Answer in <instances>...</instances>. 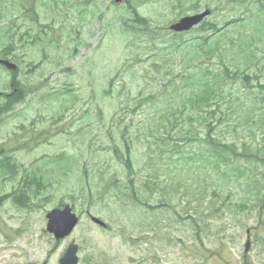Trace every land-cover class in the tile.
<instances>
[{
	"label": "rangeland",
	"instance_id": "374dc122",
	"mask_svg": "<svg viewBox=\"0 0 264 264\" xmlns=\"http://www.w3.org/2000/svg\"><path fill=\"white\" fill-rule=\"evenodd\" d=\"M220 1L0 0V53L12 49L9 57L29 95L0 118V157L16 148L17 135L32 130L36 145L28 158L17 152L16 162L38 158L43 177L28 207L2 201L0 264H60L72 242L80 246L79 264H264V161H244L242 176L229 181L202 169L198 158L191 161L193 151L205 147L182 139L191 128L205 131V113L189 109L190 89L179 88L182 80L188 85L194 76H220L225 94L211 109L226 122L217 135L247 143L264 157L258 87L264 84V25L251 4ZM208 5L219 7L208 22L223 27L217 38L224 64L232 75L249 74L250 83L226 77L217 55L196 59V48L178 44L197 38L201 28L183 37L168 29ZM134 11L150 21L151 30L134 29ZM237 45L243 56L255 54L250 62L230 60ZM11 79L0 65V93L14 94ZM139 96L156 100L137 105ZM124 129L138 200L118 187L130 184L115 155L116 148L124 149ZM159 144L165 146L162 157ZM175 144L182 157L170 154ZM15 186L0 172L1 196ZM62 201L75 202V212L84 214L75 232L56 245L46 215ZM89 212L111 227L95 224ZM248 230L252 247L245 252Z\"/></svg>",
	"mask_w": 264,
	"mask_h": 264
},
{
	"label": "trees",
	"instance_id": "16d2710c",
	"mask_svg": "<svg viewBox=\"0 0 264 264\" xmlns=\"http://www.w3.org/2000/svg\"><path fill=\"white\" fill-rule=\"evenodd\" d=\"M243 3H249L252 7H256L257 9L264 12V6L263 4H259L257 0H243ZM243 14H247L246 9L243 7ZM134 20L137 24V26L134 27V29L137 32H141L143 27L146 29L151 30V23L149 20L143 18L137 11H134ZM212 24V23H207ZM207 28V29H205ZM154 31V30H152ZM202 34L198 36L196 39L188 42H178L180 46L189 45V47L196 48L198 51L194 50L195 52V58L196 59H204L206 61L213 59L216 55L220 62L225 66V76L226 77H232L236 79L237 81H241L243 83V79L250 83V75L235 72L233 75L230 73L229 68L224 64L223 56L220 54L221 50L219 49L220 45V38H215L214 36L217 35L219 32L218 25H207L203 26ZM159 33V30H158ZM179 37H183L182 35H177ZM186 43V44H185ZM236 49L231 52L230 54V60H248L249 62L252 60V58L255 56L253 52L246 54L245 49L241 48L240 46H235ZM12 50V49H11ZM11 50H4L2 53H0V59H7L8 55H10ZM192 79L195 80V83H191L188 85H185V80H182V86L180 85L179 88L181 89H190L189 92V109H192V111L202 112L205 113L202 117V123L205 126V131L202 133H198L194 128H191V130L185 132L183 135V141L188 142V140L195 139V143L203 145L205 148H203L200 151H193L194 156L190 158L191 161H195L196 158L202 161L201 168L211 169L216 171L217 174H222L224 178H229L230 180L237 179L239 175L242 176L243 174V162L248 161L250 162V159H256L258 161H264V158L261 157L260 154H257L256 152L252 151L247 143L240 144L237 141L228 142L223 139H221L217 134V130L222 126L226 120L224 114L221 112L220 116H217L216 110L211 109L212 103L216 99H222L225 94L224 90V84L225 79L223 77L218 76L217 78H209L205 75H199L194 76ZM13 82V80H12ZM15 82V79H14ZM22 85H14V89L17 88V92H14L12 95L15 96L14 100L11 96H9L5 103L0 104V107L2 106H12L16 105L17 102L19 104L23 103L26 96L28 95V91L20 82ZM177 84L175 83L174 89L177 88ZM259 88L264 89V84L259 81L258 84ZM141 96L136 99L138 101ZM264 97V96H263ZM10 98V99H9ZM156 97L150 96L148 98H141L137 105H140L143 101H153L155 102ZM207 108V110H204V108ZM8 110H0V118L1 116L5 115ZM57 121V120H56ZM60 121V120H58ZM46 141L47 136L42 135ZM121 141L124 144V149L116 148L115 155L119 162L122 163V166L124 169L127 170V175L130 178V184L124 187L121 183L118 187H121L125 190L130 191V195L128 196L130 199H136L138 200V192L134 190V174H135V166L134 161L132 159L131 155V144L128 141V138L126 136L125 129L122 132L121 135ZM132 143V142H131ZM133 144V143H132ZM158 152L161 154V157L164 155V145H158ZM170 154H184L182 151V147H179V145L175 144L172 146V150L170 151ZM153 156H150V162L152 161ZM9 168L10 174H7L10 178L15 179V174H13V170L15 169L14 166H9V163L0 162V168L4 169ZM63 170L66 171V166H63ZM39 184H42V175H40ZM117 182L118 180L115 179ZM158 181V175H154L153 182ZM146 188L149 187L148 184H145ZM28 193H23L21 197H16V201L19 205L26 208V202L27 201V195ZM85 194V192H84ZM202 196V194H201ZM24 200H20V199ZM203 198V197H202ZM64 203V201H62ZM264 210V204H262V211ZM262 225L264 226V219L261 220Z\"/></svg>",
	"mask_w": 264,
	"mask_h": 264
},
{
	"label": "water",
	"instance_id": "95a60500",
	"mask_svg": "<svg viewBox=\"0 0 264 264\" xmlns=\"http://www.w3.org/2000/svg\"><path fill=\"white\" fill-rule=\"evenodd\" d=\"M124 0H117V3H120ZM210 14L209 11H206L202 14L193 15V16H187L182 18L179 22L173 24L170 29L175 32H184L189 31L192 28H194L196 25H198L205 17H207ZM0 63H3L8 68L15 70L16 65L13 63H10L9 61H0ZM48 231L50 233H53L56 240L60 241L69 235L74 231L76 226L79 223L78 216L72 212V209L70 206H66L64 210L58 208L52 210L48 215ZM93 221L100 226L107 227L106 223L102 220L93 217ZM251 248V241L249 240L246 244V252L249 251ZM78 250L79 246L75 243H72L69 245L65 255L61 258L60 264H78L79 258H78Z\"/></svg>",
	"mask_w": 264,
	"mask_h": 264
},
{
	"label": "flooded vegetation",
	"instance_id": "af4514ba",
	"mask_svg": "<svg viewBox=\"0 0 264 264\" xmlns=\"http://www.w3.org/2000/svg\"><path fill=\"white\" fill-rule=\"evenodd\" d=\"M13 86V85H12ZM7 96V95H6ZM10 107H0V110H9ZM30 136H35L34 132L31 130L30 134H26V135H21L20 137L17 135V139H16V146L17 148L19 146L22 147V149H20L18 152L21 151H26L27 153H25V156H23V158H28L29 154L31 152V149L36 145L34 140H30L29 137ZM27 138L29 139V141L27 140ZM24 146V148H23ZM4 151V150H3ZM14 154L15 151L12 149V154H6V155H1V160H9L10 162H15L16 160L14 159ZM21 159L19 161V169H20V180H21V187L19 188V190L21 192H30L31 191V198H35L37 196V179H36V172L38 170V158H35L34 160L32 159L30 162H28L26 159ZM24 169H28L30 172L25 174L24 177ZM29 175L32 176V179H29ZM29 197V196H28Z\"/></svg>",
	"mask_w": 264,
	"mask_h": 264
}]
</instances>
